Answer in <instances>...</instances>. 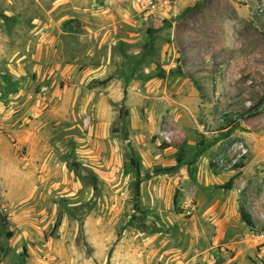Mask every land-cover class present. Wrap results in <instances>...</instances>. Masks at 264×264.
Instances as JSON below:
<instances>
[{
    "label": "rangeland",
    "instance_id": "374dc122",
    "mask_svg": "<svg viewBox=\"0 0 264 264\" xmlns=\"http://www.w3.org/2000/svg\"><path fill=\"white\" fill-rule=\"evenodd\" d=\"M149 3L0 0V264H264V0Z\"/></svg>",
    "mask_w": 264,
    "mask_h": 264
},
{
    "label": "trees",
    "instance_id": "16d2710c",
    "mask_svg": "<svg viewBox=\"0 0 264 264\" xmlns=\"http://www.w3.org/2000/svg\"><path fill=\"white\" fill-rule=\"evenodd\" d=\"M193 6H188L184 9V11H188L192 8ZM195 85L197 86V88H199V84L196 80H193ZM262 100L263 98L261 97L259 99V101L255 104L256 106L254 107H258L261 103H262ZM243 164L242 162H238L234 165V167H242ZM164 170H172V168H164ZM148 174H146L147 176ZM234 179L235 177L232 176L230 177L225 183L222 184V188L225 189V190H229L232 188V185H233V182H234ZM140 182H141V173H140V170L139 169H136V175H135V184H134V201L136 203L137 199L139 198L140 196ZM177 195V192L175 191L174 193V196H173V202L174 204L176 203V196ZM136 205V204H134ZM239 213H240V218L241 220L248 226H251L253 227L254 225V221L252 219V216L251 214L246 210V208L243 206V205H239ZM6 218L3 214L0 213V223L1 225L4 227V225H6ZM7 234V237H11L12 236V231H7L6 232ZM22 250H23V253L25 251V246H22ZM253 264H256V263H253Z\"/></svg>",
    "mask_w": 264,
    "mask_h": 264
},
{
    "label": "built area",
    "instance_id": "2783aa9c",
    "mask_svg": "<svg viewBox=\"0 0 264 264\" xmlns=\"http://www.w3.org/2000/svg\"><path fill=\"white\" fill-rule=\"evenodd\" d=\"M170 0H150L149 6L152 10L155 9H162L164 5L169 4ZM166 133V132H164ZM166 141H169V135L165 134ZM231 149L233 152L230 154V161L227 165L234 166L240 160L244 159L246 154L248 153V147L243 140H236L232 143ZM213 165L218 167L219 169H228V168H221V166H225V159L221 153H219L213 160ZM230 169V168H229ZM264 234L261 233L260 236Z\"/></svg>",
    "mask_w": 264,
    "mask_h": 264
},
{
    "label": "crops",
    "instance_id": "0c3cea01",
    "mask_svg": "<svg viewBox=\"0 0 264 264\" xmlns=\"http://www.w3.org/2000/svg\"><path fill=\"white\" fill-rule=\"evenodd\" d=\"M250 164L251 162L241 168L240 175L239 177L235 178V181H245L246 177L250 176L251 173H259L260 175L264 174V169L262 170L261 168H248Z\"/></svg>",
    "mask_w": 264,
    "mask_h": 264
}]
</instances>
